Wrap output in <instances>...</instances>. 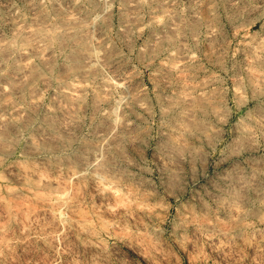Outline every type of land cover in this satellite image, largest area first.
<instances>
[{
	"label": "rangeland",
	"instance_id": "rangeland-1",
	"mask_svg": "<svg viewBox=\"0 0 264 264\" xmlns=\"http://www.w3.org/2000/svg\"><path fill=\"white\" fill-rule=\"evenodd\" d=\"M0 264H264V0H0Z\"/></svg>",
	"mask_w": 264,
	"mask_h": 264
},
{
	"label": "bare ground",
	"instance_id": "bare-ground-1",
	"mask_svg": "<svg viewBox=\"0 0 264 264\" xmlns=\"http://www.w3.org/2000/svg\"><path fill=\"white\" fill-rule=\"evenodd\" d=\"M80 91V90H79Z\"/></svg>",
	"mask_w": 264,
	"mask_h": 264
}]
</instances>
